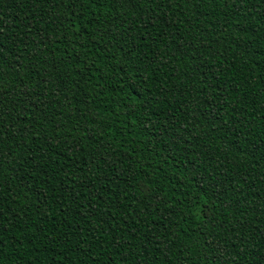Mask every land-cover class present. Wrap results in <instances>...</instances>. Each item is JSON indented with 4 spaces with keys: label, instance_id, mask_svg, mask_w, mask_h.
Segmentation results:
<instances>
[{
    "label": "trees",
    "instance_id": "trees-1",
    "mask_svg": "<svg viewBox=\"0 0 264 264\" xmlns=\"http://www.w3.org/2000/svg\"><path fill=\"white\" fill-rule=\"evenodd\" d=\"M0 264H264V0H0Z\"/></svg>",
    "mask_w": 264,
    "mask_h": 264
}]
</instances>
